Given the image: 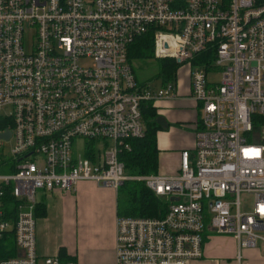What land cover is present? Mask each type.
Segmentation results:
<instances>
[{
	"label": "built area",
	"instance_id": "obj_1",
	"mask_svg": "<svg viewBox=\"0 0 264 264\" xmlns=\"http://www.w3.org/2000/svg\"><path fill=\"white\" fill-rule=\"evenodd\" d=\"M149 32L157 58L186 62L213 47L215 69H192L200 126L179 171L128 175L120 154L145 136L143 104L177 96L174 84L142 85L128 61L129 45ZM255 115L264 116V0H0V133L11 132L0 151L12 139L15 158L11 173L0 172V199L12 185L23 253L0 264H65L59 256L39 261L38 190L94 181L119 191L127 180L169 204L162 218H118L116 264H191L216 234L235 239L240 264L244 249L264 241ZM11 228L1 219L0 237Z\"/></svg>",
	"mask_w": 264,
	"mask_h": 264
},
{
	"label": "crops",
	"instance_id": "obj_2",
	"mask_svg": "<svg viewBox=\"0 0 264 264\" xmlns=\"http://www.w3.org/2000/svg\"><path fill=\"white\" fill-rule=\"evenodd\" d=\"M191 80L189 87H180V77L177 81V96L173 98H165L156 101L159 114L165 119L169 125L158 133V144L161 148L160 167L165 166V171H169L170 167L165 162L167 158L174 157L178 154V167L173 172L175 174L180 168V154L182 150L191 149L189 145L193 142V131L195 134V123L200 114V103L191 97ZM178 123V125H175ZM190 127L192 133L185 128ZM194 143V142H193ZM163 160V161H162ZM89 187L95 188L93 193L89 191ZM38 196L37 204H44L46 207V215L36 220V250L39 261L45 258L61 256V250L64 249L65 264H88L98 262L106 264L108 257L114 260L116 264V244H117V224H118V193L113 188H103L96 183H88L81 181L78 183L74 191H63L61 189L42 190ZM94 194L97 198H93ZM115 195L117 207L115 210L112 196ZM90 197V198H89ZM93 199H92V198ZM107 200L110 204H105ZM91 205L96 209L106 208L108 217L107 221L93 213L92 210L87 211ZM11 229L13 225L11 224ZM97 227L98 233H92L91 228ZM101 228L105 233H101ZM96 229V228H92ZM103 234H107L108 238H104ZM223 238H230L233 243L232 255L229 251L219 249L218 243ZM264 242V241H263ZM92 246L98 256L89 251ZM255 248V247H253ZM237 243L232 236H207L203 256L194 259L191 264H228L225 258L233 257L235 264H239L236 260ZM256 249H244V258L240 264H262L255 257ZM23 254L22 252L20 253ZM252 261V262H251Z\"/></svg>",
	"mask_w": 264,
	"mask_h": 264
},
{
	"label": "trees",
	"instance_id": "obj_3",
	"mask_svg": "<svg viewBox=\"0 0 264 264\" xmlns=\"http://www.w3.org/2000/svg\"><path fill=\"white\" fill-rule=\"evenodd\" d=\"M215 54V49L213 47H208L206 50L197 54L194 59L186 62H178L176 59L170 57L157 58L155 55L154 35L153 32H149L137 37L129 45L128 61L133 64L136 60H143L146 62L154 60L157 64L158 71L152 77L161 80V87H166L169 84L177 85L180 69L184 64L189 65L190 80L192 69L195 66H203L209 72L213 71L215 68L213 67L212 62L215 59ZM134 71L137 76L135 68ZM140 83L144 86H148L146 82ZM155 103L156 101H149L142 106V117L146 129L145 136L131 139V149L124 150L120 154V160L125 163L128 175L160 173L161 148L158 144V133L160 130L167 128L169 123L163 120V117L158 112V106H156ZM253 120L254 127L250 140L262 141L258 140L256 135L260 134L264 127V116L255 115ZM175 125H178V123ZM195 126L196 131L200 126V114ZM4 190V196L0 199V210L2 212L0 220L8 221L14 226L18 215L20 201L13 195L12 185L6 186ZM121 194L124 196L125 202L123 208L120 206ZM168 204L169 201L158 197L142 181L127 180L119 189V217L162 218L167 212ZM46 213V207L44 204L36 205V218L44 217ZM205 232L210 234L208 229H206ZM206 239L207 237L205 238V242ZM63 251L64 249L61 250L60 258L65 261L66 257ZM21 252L22 250L16 243L14 229L4 231L0 237V260L20 256Z\"/></svg>",
	"mask_w": 264,
	"mask_h": 264
},
{
	"label": "rangeland",
	"instance_id": "obj_4",
	"mask_svg": "<svg viewBox=\"0 0 264 264\" xmlns=\"http://www.w3.org/2000/svg\"><path fill=\"white\" fill-rule=\"evenodd\" d=\"M133 66H134V68L136 70L137 77H138L140 82H146L148 84V86L150 88H152V89L153 88H161V80H158V79H155V78L152 77L158 71L157 64H156V62L154 60H149L147 62L143 61V60H136V61H134ZM179 77H180V87H182V85H183V88L187 87L189 85V80H190L189 65L184 64L181 67L180 73H179ZM218 77H219V75L216 74V73H211L209 75L210 79H217ZM163 120L165 122H167L165 119H163ZM185 130H187L189 133H192V129L190 127L185 128ZM256 138L258 140L264 141V127L262 128L260 134L256 135ZM195 140H196V137H195V134H194V131H193V142L194 143L192 142V144L189 145L191 147V149H193V150L195 148ZM84 143H89V142L85 141ZM13 147H14V141L12 139L8 140V141H5L4 146H1V151H0L1 157H2V159L4 161H6V163H4L3 165L0 166V172L1 173H11L12 164L15 161L14 155L12 154V148ZM96 147L98 149H101V148L104 147V144L101 143L99 145L97 143ZM173 155H174V157H172L171 159L167 158V161H165V160L163 161L162 160L163 161V166H164L165 162L169 165V167H170L169 171H165V166H164L162 168L160 167V173L168 174L167 172H173V171H175L177 169V167H178V163L177 162H178V156L179 155L178 154H173ZM86 182L94 183V184L96 183L94 181H86ZM100 187L108 188V187H105V186H100ZM95 188L89 187V191L93 193V190H95ZM41 192H43V191L42 190H38V196L40 195ZM92 197L93 198H97V196L95 194H94V196L92 195ZM112 199L114 201V204L112 206L115 205V210H116L117 201H116L115 195L112 196ZM242 199L245 202L246 206H248L249 204L253 203V198L251 196H247V195L243 194L242 195ZM124 203H125L124 202V196L121 194L120 206L122 208L124 207ZM105 204H110V203L107 200H105ZM86 210L87 211L92 210L93 213H97L95 211L96 209H94V207L91 206V205H89ZM97 214H98V216H100L101 218H103L104 220L107 221L108 213H107L106 208L98 209V213ZM92 228H96V229L94 230ZM92 228H91V232L92 233H98V229L99 228H97V227H92ZM101 233H105V231L102 228H101ZM216 236H223V235L216 234ZM226 236H229V235H226ZM103 237L106 238V239L108 238L107 234H103ZM218 247H219V249H221L223 251H229L230 254L232 255L233 243L230 240V238H223L222 240H220L219 243H218ZM252 249H256L257 250V253H256L255 257H257L262 262V264H264V242L260 241L258 243V246L255 247V248H252ZM89 251H91V252L94 251L92 246L89 247ZM93 253H95L98 256L96 250ZM242 255H243V258H244V250H243ZM225 262H227L228 264H235V259L233 257L225 258ZM88 264H99V263L94 261V263H89L88 262ZM106 264H114V260L113 259L110 260V258L108 257V261L106 260Z\"/></svg>",
	"mask_w": 264,
	"mask_h": 264
},
{
	"label": "water",
	"instance_id": "obj_5",
	"mask_svg": "<svg viewBox=\"0 0 264 264\" xmlns=\"http://www.w3.org/2000/svg\"><path fill=\"white\" fill-rule=\"evenodd\" d=\"M177 61L178 62H181L179 59ZM10 135H11V132L10 131L4 132V133H0V138L7 139V138L10 137Z\"/></svg>",
	"mask_w": 264,
	"mask_h": 264
}]
</instances>
